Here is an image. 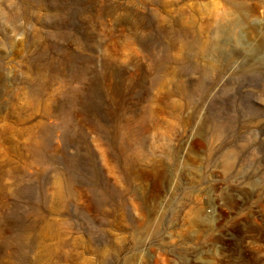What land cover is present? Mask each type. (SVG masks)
<instances>
[{
    "label": "rangeland",
    "instance_id": "1",
    "mask_svg": "<svg viewBox=\"0 0 264 264\" xmlns=\"http://www.w3.org/2000/svg\"><path fill=\"white\" fill-rule=\"evenodd\" d=\"M0 264H264V0H0Z\"/></svg>",
    "mask_w": 264,
    "mask_h": 264
},
{
    "label": "bare ground",
    "instance_id": "2",
    "mask_svg": "<svg viewBox=\"0 0 264 264\" xmlns=\"http://www.w3.org/2000/svg\"><path fill=\"white\" fill-rule=\"evenodd\" d=\"M74 1V0H73ZM75 3V2H74ZM83 5V4H82ZM88 7V6H87ZM80 8V7H79ZM82 11V10H81ZM213 50H215V51H218L219 50V43L217 42V41H214V44H213ZM39 95V94H38ZM117 130H118V128H117ZM229 159H231V158H229ZM228 162L230 163L231 162V160H228Z\"/></svg>",
    "mask_w": 264,
    "mask_h": 264
}]
</instances>
